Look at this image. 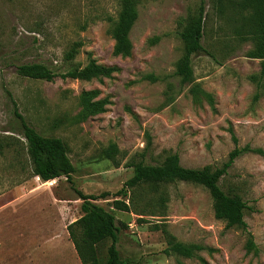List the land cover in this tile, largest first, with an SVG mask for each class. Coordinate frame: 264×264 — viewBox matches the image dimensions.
I'll list each match as a JSON object with an SVG mask.
<instances>
[{"label":"rangeland","instance_id":"rangeland-1","mask_svg":"<svg viewBox=\"0 0 264 264\" xmlns=\"http://www.w3.org/2000/svg\"><path fill=\"white\" fill-rule=\"evenodd\" d=\"M200 1L205 51L191 56V67L194 81L208 97L192 98L189 84H180L174 74V64L181 54L178 30ZM212 3L138 0L128 32L129 52L115 54L107 27L117 0H0V141H9L11 135L23 142L10 132L18 123L14 105L37 133L61 138L74 167L71 185L63 176L49 184L55 199L68 201H58L61 205L52 210L45 207L44 197L39 201L60 228L55 222L38 226V220L44 221L38 179L29 174L23 152L15 158L10 146H0V264H80L61 229L62 221L81 214L71 186L85 194L110 193L95 202L125 224L116 242L125 264H264V158L257 153L236 156L219 181L223 189L241 195L256 253L245 251L240 229L224 228V222L214 218L209 195L200 185L165 184L160 208L144 207L141 215L115 209L111 202H126L113 193L131 175L130 160L158 163L162 150L170 149L183 166H219L234 145L264 151V82L256 85L249 79L259 72L260 61L244 56L250 41L234 38ZM74 43H79L75 54L65 60ZM89 60L111 66L109 77L56 75L47 81L19 75L15 69L35 62L61 73ZM88 90L96 91L92 100L106 103L100 113L82 118L78 96ZM163 230L203 249L189 258L165 254ZM108 242L95 245L101 264Z\"/></svg>","mask_w":264,"mask_h":264},{"label":"trees","instance_id":"trees-1","mask_svg":"<svg viewBox=\"0 0 264 264\" xmlns=\"http://www.w3.org/2000/svg\"><path fill=\"white\" fill-rule=\"evenodd\" d=\"M137 2L138 0H117L115 16L109 19L107 27V33L114 41L113 52L115 54L129 52L128 32L137 16ZM212 9L234 38L239 41H250L251 47L245 51L244 56L259 59L260 69L257 74H251L249 79L256 85L264 82V0H213ZM203 26L204 11L200 1L196 10L187 16L185 23L178 30L181 54L174 64V74L179 77L180 84H189L188 91L192 98H197L198 95L207 96L194 81L191 67V56L199 51H205L200 42ZM78 45L79 43H74L66 51L65 60L73 57ZM15 69L19 75L47 81L56 75L62 79L79 80H89L100 76L109 77L113 70L111 66L100 65L93 60H89L82 67L73 65L61 73H55L42 63L35 62L18 64ZM95 95V90L80 92L78 115L82 118L103 110L106 101L104 99L92 100ZM254 97H257V92ZM12 112L18 118V123L16 129L11 128L10 132L19 135L23 142L9 135L10 140H4L3 143L0 141V146L2 144L10 146L15 158L23 152V162L31 176H37L42 181L63 176L71 185V173L74 167L67 156L66 144L59 137L37 133L23 120L14 105ZM232 140L235 142L234 138ZM149 143L150 140L147 137L146 145ZM18 144H21V147ZM243 152L257 153L264 158V151L259 147L234 145L219 166H183L179 162L177 153L170 149L162 150L163 155L158 163H145L142 158L130 160L127 165L132 168L131 175L113 193L126 197V202L120 198L113 199L111 200L112 207L141 215L144 207L160 208L166 199V192L163 188L165 184L184 181L200 185L209 195L214 218L222 220L224 228L240 229L245 234V251L256 253L252 235L247 230L243 219L246 206L241 195L236 190L223 189L219 184L234 158ZM105 155L111 159L109 151H105ZM71 188L80 200L81 214L66 224L65 230L80 264H101L96 255L95 245L104 239H108L109 242L105 248L106 255L102 264H125L119 257L116 247L117 234L125 224L117 220L110 210L104 209L95 202L97 198H105L110 193L103 191L97 195L85 194L73 186ZM163 232L166 244L163 248L165 254L189 258L196 256L195 253L203 249L200 244L181 242L165 230Z\"/></svg>","mask_w":264,"mask_h":264},{"label":"crops","instance_id":"crops-1","mask_svg":"<svg viewBox=\"0 0 264 264\" xmlns=\"http://www.w3.org/2000/svg\"><path fill=\"white\" fill-rule=\"evenodd\" d=\"M50 180L42 181V180L38 179V208H40L39 201L41 200L40 199L41 196L44 197L42 199L43 203H45L44 204L45 207L47 209H49V210H52L53 208H55V209L58 208L59 205H61V202L59 203L58 201H68V200H63V199L59 200L57 197H56L57 199L54 198V195L52 194V191H51V189L49 187V184L47 186H44V183H46V182L48 183V181H50ZM52 199H53V201H52ZM40 209L43 210V208H40ZM41 218H44V221L42 222V221L38 220V226L39 225H48V224H51V223L55 222V223H58L57 224V228H60L59 220L58 219H52L51 214L48 215L46 213V211H44V210L42 211V217ZM68 223L69 222H66V223L63 224V221L61 222V224H62V228L61 229L63 231H66L65 230V226Z\"/></svg>","mask_w":264,"mask_h":264},{"label":"built area","instance_id":"built-area-1","mask_svg":"<svg viewBox=\"0 0 264 264\" xmlns=\"http://www.w3.org/2000/svg\"><path fill=\"white\" fill-rule=\"evenodd\" d=\"M36 179H39L37 176H35ZM53 181V179H51L50 181H48V184H50ZM47 183V182H46Z\"/></svg>","mask_w":264,"mask_h":264}]
</instances>
